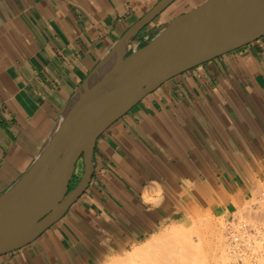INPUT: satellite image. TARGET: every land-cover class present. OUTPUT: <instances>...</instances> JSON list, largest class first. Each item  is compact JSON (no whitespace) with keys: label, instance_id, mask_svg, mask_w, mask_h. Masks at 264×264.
<instances>
[{"label":"crops","instance_id":"1","mask_svg":"<svg viewBox=\"0 0 264 264\" xmlns=\"http://www.w3.org/2000/svg\"><path fill=\"white\" fill-rule=\"evenodd\" d=\"M162 1L0 0V197L82 83ZM207 1H174L127 56ZM93 164L63 219L0 264H101L187 215L243 203L264 180V37L148 95L98 140ZM84 174L82 159L73 186Z\"/></svg>","mask_w":264,"mask_h":264},{"label":"water","instance_id":"2","mask_svg":"<svg viewBox=\"0 0 264 264\" xmlns=\"http://www.w3.org/2000/svg\"><path fill=\"white\" fill-rule=\"evenodd\" d=\"M174 1L163 0L120 39L68 103L32 167L0 197V256L63 219L89 188L97 142L114 123L171 79L264 37V0H208L127 56L139 32ZM82 159L84 177L71 189Z\"/></svg>","mask_w":264,"mask_h":264},{"label":"rangeland","instance_id":"3","mask_svg":"<svg viewBox=\"0 0 264 264\" xmlns=\"http://www.w3.org/2000/svg\"><path fill=\"white\" fill-rule=\"evenodd\" d=\"M73 182L74 179L71 183V189H73L76 186V185L73 186ZM255 190H253L252 193L244 200V202L241 203L239 206H237L231 213H220V212L212 213L202 210L193 215H187L181 221L170 224L168 227L164 228V230L166 229L167 231L166 230L164 231L163 229L162 231L165 232V234H167L170 232H174V229L177 227L175 231L178 229L177 231L178 233L174 232V235L177 234L179 236L180 235L179 233H182V230L185 227L184 232L186 233L187 236L184 235V237L186 236L185 238L187 240L194 239L193 241L195 242V244L200 246L201 249V253H199L201 254L200 255L201 260L199 259L200 261L198 260L197 263L195 262V264H232L234 260H232L230 245L228 243V238H227V229L229 223L235 225L239 231L242 232L247 231L253 234L255 236L254 239L257 240L256 241L257 246L260 249L262 248V245L261 243H259L258 239L264 237V180L258 183ZM162 231L159 232L161 233ZM160 233H157L156 236L155 235L154 236L158 238V236L161 235ZM165 234L163 239H166L165 237H168ZM174 235H172V237H174ZM154 236L151 237L149 241H146V243L141 244L142 247L140 245H139L140 247L139 246L138 247L136 246V248L133 247L119 254L118 256H121L123 260L124 257L128 256L127 254H129L133 250L135 249L140 250V248L142 249L147 247L148 246L147 243H150L153 240ZM144 244L145 246L143 247ZM165 244L167 245L166 242ZM169 245L171 247L173 243L172 245L168 244V246ZM170 247H168L167 249H169ZM163 249L165 248L163 247ZM154 253L157 257H159V253L158 254L156 252ZM173 254L176 255V253L173 252L171 254L170 252L167 256L169 257V255H171V258L173 259L174 256ZM118 256L116 255V257L120 260L121 258ZM116 257L114 256L115 260L117 259ZM148 257H151V255L149 254ZM148 257L146 259H148ZM175 257L178 258L176 259ZM175 257L173 261H171L174 264H194V262L187 256L180 257L179 255H176ZM171 258L170 259L165 258V261L162 259L164 261L163 263L166 264V260L167 261L172 260ZM108 260L104 261L101 264H109L106 263L108 262ZM174 260L176 262H174ZM141 261L143 262L142 258ZM139 262L140 260L138 261V263ZM169 262L167 264H169ZM171 262L170 264H173ZM159 264H161V261L159 262Z\"/></svg>","mask_w":264,"mask_h":264},{"label":"bare ground","instance_id":"4","mask_svg":"<svg viewBox=\"0 0 264 264\" xmlns=\"http://www.w3.org/2000/svg\"><path fill=\"white\" fill-rule=\"evenodd\" d=\"M112 65V63L111 64H109L107 67H110ZM253 190H255L254 189V187L252 188ZM251 189V190H252ZM258 189V188H257ZM252 190V191H253ZM256 191V190H255ZM148 193V192H147ZM151 194V193H150ZM149 197H150V195H149ZM166 228V227H165ZM173 228V227H172ZM172 228H171V230H172ZM177 228V227H176ZM175 228V229H176ZM180 228V227H179ZM183 228V227H182ZM175 229H174V232H176V233H178L177 231H178V229L175 231ZM163 230H164V228H163ZM166 230V229H165ZM164 230V231H165ZM184 230H185V227L183 228V230H182V233H179L180 235L178 236L177 234H175L174 235V232H170V233H167V234H165V232H163L162 230V232L160 233V232H156V234L157 233H160L161 235H163V236H158V238L157 237H155L154 236V238H153V240L150 242V243H147L148 244V246L147 247H145V248H140V250L139 249H135V250H133L132 252H130L129 254H127L128 256H126V257H124V259L122 260V258H121V256H118V257H120L121 259L119 260L117 257H116V255H115V257L117 258L116 260H115V258H114V256H113V258L111 257L109 260H108V262H106V263H109V264H159V262L161 261V264H164L163 262L165 261V258L166 259H170L171 258V255H169V257L167 256L170 252H171V254L174 252V253H176V255H179L180 257L181 256H187L188 258H190L193 262H194V264H195V262L197 263V261L200 259L201 260V258H200V255L201 254H199V253H201V249H200V246H198V245H196L195 244V242L193 241L194 239H192V240H187L185 237L187 236L186 235V233L184 232ZM167 231V230H166ZM169 231H170V229H169ZM168 231V232H169ZM180 232H181V229H180ZM162 233H164L166 236H168V237H165L166 239H163L164 238V234H162ZM172 233V234H171ZM185 233V234H184ZM155 234V233H154ZM153 234V235H154ZM172 235H174V237H172ZM183 237H182V236ZM184 235H186L185 237H184ZM175 236H177V237H175ZM152 237V236H151ZM165 240V241H164ZM149 241V240H148ZM168 241H169V243H168ZM165 242L167 243V245L165 244ZM170 242H172L173 243V245H172V243H170ZM144 243H146L145 241H144ZM143 244V243H142ZM150 244V245H149ZM168 244H171L172 246L170 247V245L168 246ZM165 245V246H164ZM174 245H175V247H174ZM139 246V245H138ZM137 246V247H138ZM141 246V245H140ZM139 246V247H140ZM145 246V244L143 245V247ZM167 246V247H166ZM142 247V246H141ZM163 247L165 248V249H163ZM168 247H170L169 249H167ZM136 248V247H135ZM126 251V250H125ZM124 251V252H125ZM154 252H156L157 254L159 253V257H157L156 255H155V253ZM151 255V257H148V255ZM154 256H153V255ZM174 256H173V259H174V257L176 256L175 254H173ZM155 256H156V258H155ZM148 257V259H146ZM154 257V258H153ZM168 257V258H167ZM199 257V258H198ZM202 257V256H201ZM141 258H142V260H143V262L141 261ZM176 259L178 258V257H175ZM183 258V257H182ZM203 258V257H202ZM160 259V260H159ZM164 261H163V260ZM172 259V258H171ZM173 259L172 260H166V264L170 261H173ZM140 260V262L138 263V261ZM158 260H159V262H158ZM199 260V261H200ZM180 261V260H179ZM188 261V260H187ZM192 261H190V262H192ZM170 262H169V264H170ZM174 262H176L175 260H174ZM171 263H173V262H171ZM174 264V263H173Z\"/></svg>","mask_w":264,"mask_h":264},{"label":"built area","instance_id":"5","mask_svg":"<svg viewBox=\"0 0 264 264\" xmlns=\"http://www.w3.org/2000/svg\"><path fill=\"white\" fill-rule=\"evenodd\" d=\"M254 235L247 231H239L229 223L227 238L230 245L232 264H264V237L258 239L262 248L257 246Z\"/></svg>","mask_w":264,"mask_h":264}]
</instances>
